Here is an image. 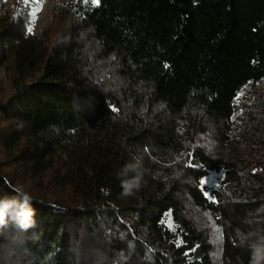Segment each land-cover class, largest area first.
Masks as SVG:
<instances>
[{"label": "trees", "instance_id": "trees-1", "mask_svg": "<svg viewBox=\"0 0 264 264\" xmlns=\"http://www.w3.org/2000/svg\"><path fill=\"white\" fill-rule=\"evenodd\" d=\"M29 21L0 5V197L28 193L35 220L0 227V264H250L264 0H70L45 34Z\"/></svg>", "mask_w": 264, "mask_h": 264}, {"label": "clouds", "instance_id": "clouds-1", "mask_svg": "<svg viewBox=\"0 0 264 264\" xmlns=\"http://www.w3.org/2000/svg\"><path fill=\"white\" fill-rule=\"evenodd\" d=\"M137 164L126 165L124 172L129 170L135 171ZM141 184V176L139 174L131 179L124 180L122 187L124 194L130 195L134 189H139ZM31 197L26 192H20L19 198L9 197L7 195L0 197V227H4L9 222L16 224L20 229L27 230L33 227L34 209L30 204ZM252 259L250 264H264V236H260L256 242L251 245Z\"/></svg>", "mask_w": 264, "mask_h": 264}, {"label": "rangeland", "instance_id": "rangeland-1", "mask_svg": "<svg viewBox=\"0 0 264 264\" xmlns=\"http://www.w3.org/2000/svg\"><path fill=\"white\" fill-rule=\"evenodd\" d=\"M70 0H39V3H36V0H28L26 3L25 0H0V5H4V10H10L16 12L19 9H27L29 13V19L32 21V33L39 35L45 34L47 29L52 23V13L55 8L60 7L63 4H66ZM35 13V16H32V13ZM13 78L11 73H9L6 66L0 67V97L6 93L11 87ZM263 86H258L260 89ZM220 175L216 172L212 173L210 178H208V185H218Z\"/></svg>", "mask_w": 264, "mask_h": 264}, {"label": "snow or ice", "instance_id": "snow-or-ice-1", "mask_svg": "<svg viewBox=\"0 0 264 264\" xmlns=\"http://www.w3.org/2000/svg\"><path fill=\"white\" fill-rule=\"evenodd\" d=\"M25 2L27 3L28 0H25ZM94 2H98V0H94ZM36 3H39V0H36ZM32 16H35V13H32ZM32 21H29V27L27 29V31L31 32L32 31ZM209 181L207 180V178H205L204 180H202L201 185L203 186L205 183H208ZM206 195L208 194L207 192L205 193ZM211 198V197H210ZM209 215V214H206Z\"/></svg>", "mask_w": 264, "mask_h": 264}]
</instances>
